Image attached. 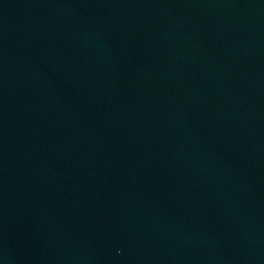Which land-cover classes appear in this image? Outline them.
<instances>
[{
    "label": "water",
    "instance_id": "water-1",
    "mask_svg": "<svg viewBox=\"0 0 264 264\" xmlns=\"http://www.w3.org/2000/svg\"><path fill=\"white\" fill-rule=\"evenodd\" d=\"M0 70L46 264H264V0H0Z\"/></svg>",
    "mask_w": 264,
    "mask_h": 264
}]
</instances>
